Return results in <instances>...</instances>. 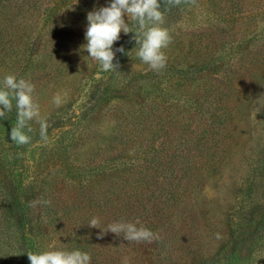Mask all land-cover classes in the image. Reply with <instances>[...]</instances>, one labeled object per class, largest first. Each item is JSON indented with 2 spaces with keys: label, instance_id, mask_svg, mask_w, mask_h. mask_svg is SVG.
<instances>
[{
  "label": "rangeland",
  "instance_id": "374dc122",
  "mask_svg": "<svg viewBox=\"0 0 264 264\" xmlns=\"http://www.w3.org/2000/svg\"><path fill=\"white\" fill-rule=\"evenodd\" d=\"M109 3L0 0V81L5 74L29 79L48 124L47 143L33 121L31 142L16 145L13 101L0 125V193L3 182L21 181L36 232L45 215L42 184L59 202L76 192L71 181L88 194H109L146 160L191 152L196 166L214 167H197L168 202L152 191L157 179L128 197L136 212L128 221L155 223L164 239L136 242L129 264H264V0H161L172 42L158 72L136 56L131 32L113 45L125 50L116 53L117 69L104 71L87 57V13ZM56 93L65 100L59 108ZM225 107L228 120L220 118ZM171 181L167 173V187ZM163 201L167 210L155 212ZM101 210V227L114 222ZM9 220L0 208V264H20L23 242L8 239L17 228ZM162 246L171 248L163 258Z\"/></svg>",
  "mask_w": 264,
  "mask_h": 264
},
{
  "label": "trees",
  "instance_id": "16d2710c",
  "mask_svg": "<svg viewBox=\"0 0 264 264\" xmlns=\"http://www.w3.org/2000/svg\"><path fill=\"white\" fill-rule=\"evenodd\" d=\"M224 111L220 118L228 120L231 117L232 109L225 107ZM7 124L8 122H5L4 117L0 118V125ZM156 159L157 157L154 156L146 160V163L132 172L124 182L117 185L118 187L109 194H98V192L88 194L82 184L80 186L79 183L71 181L68 186H71L76 192L72 197L59 202L60 198H55L51 194L45 195V184H42L39 199L49 200L51 203L44 204L45 215L42 219V226L36 232H32L28 228L29 206L18 189L22 185L21 181L18 183L17 178H14L10 184L3 182V189L6 191L0 193V208L4 209L10 219L9 222L14 223L13 226L17 227L8 234V239L13 242L16 241L19 247L21 246L20 243L23 242L21 247L23 258L20 264H30L27 252H41L49 250L50 247H64L68 250L80 249L89 252L92 257L91 264H121L124 258L128 259L130 255L132 256L133 254L130 252L136 248L135 241L128 242L122 235L117 236L111 232L106 233L102 238H98L97 234L100 230L88 227L90 219L106 213L105 210H101L104 208L111 217H114V221H128L136 212L132 210L135 205H127V199L131 194L148 190L150 187L145 184L148 179H157L161 183L152 191H159L160 196H165V200L168 202L169 196L174 192H180L183 180L191 178L197 167L203 170L214 167L209 163L196 166L197 161L192 158L191 152L184 156L165 153L162 159ZM151 172L152 174H150ZM167 173L172 179L169 187H167L168 182H165ZM160 178H163L162 181ZM168 190H170L169 194H167ZM167 202L162 205L155 204V212L167 210ZM119 204H122L121 207H117ZM147 217L148 213L145 212V218ZM134 219L132 218V220ZM152 224L151 226L148 225L147 228L158 233L157 225ZM159 236L160 239L153 241L155 245L161 244L164 240L161 234ZM162 248L163 251L158 255L163 258V256L166 257L167 254H170L171 248L165 251L164 246Z\"/></svg>",
  "mask_w": 264,
  "mask_h": 264
},
{
  "label": "clouds",
  "instance_id": "9594fccd",
  "mask_svg": "<svg viewBox=\"0 0 264 264\" xmlns=\"http://www.w3.org/2000/svg\"><path fill=\"white\" fill-rule=\"evenodd\" d=\"M195 4L196 0H164L169 6H178L181 3ZM161 9V0H110L108 6L94 8L87 13L85 31L86 43L82 46L89 54L87 57L97 62L104 71L118 68V62L113 63L116 53H124L121 46L113 50V45L120 39V33H134L136 42V56L148 66L149 70L160 71L167 65L165 49L172 42L169 31L163 27L165 16ZM125 16L128 23L125 22ZM135 22L136 30L132 31L131 23ZM35 85L23 77L15 74H5L0 81V118L12 110L13 101L17 109L16 121L11 128V140L18 146L31 142L29 135L34 131L31 122L39 125V135L47 143V118L41 114V107L34 99ZM65 102L60 93L54 94L52 103L59 108ZM50 204L51 201H42ZM88 227L98 228L97 234L102 238L111 232L123 236L128 242L152 243L160 239L158 233L145 227L138 220L114 221L101 227L99 217H92ZM219 238V234H217ZM30 264H91V254L80 249L68 250L64 247H50L41 252L29 251L26 253ZM121 264H129L124 258Z\"/></svg>",
  "mask_w": 264,
  "mask_h": 264
}]
</instances>
